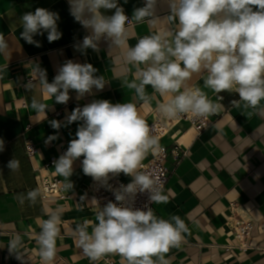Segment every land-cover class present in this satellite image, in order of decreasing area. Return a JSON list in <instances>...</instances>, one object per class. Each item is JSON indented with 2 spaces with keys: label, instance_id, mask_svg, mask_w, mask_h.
I'll return each instance as SVG.
<instances>
[{
  "label": "crops",
  "instance_id": "1",
  "mask_svg": "<svg viewBox=\"0 0 264 264\" xmlns=\"http://www.w3.org/2000/svg\"><path fill=\"white\" fill-rule=\"evenodd\" d=\"M125 15L134 23L126 25L127 44L135 46L137 41L163 29L175 30L177 22H168L170 15L168 0H157L155 22L145 18L135 21L132 16L136 8L143 7L145 0H117ZM45 8L59 15V40L49 42L47 33L34 36L39 47L20 38V17L36 8ZM68 0H0V35L8 42L7 55L0 54V264H40L36 234L40 232L38 219H47L44 210L63 207L60 236L56 242L54 264L64 261L72 264H93L77 247L73 231L84 220L95 221L97 205L88 193L92 177L82 170L83 156L73 162V174L68 180L55 172L54 166L45 167L50 158L67 151L69 142L77 138L76 132L82 121L66 123V117L77 107H83L95 100H109L115 103H135L146 119L151 121V113L163 98L156 95L148 103L139 101L134 90L122 86V81L134 78L135 69L123 63V49L111 46L101 39L98 51L88 48L78 50L83 38L91 30L85 29L70 14ZM255 10V9H254ZM112 10H102L112 15ZM90 63L97 69L96 76H103L105 87L77 99V92L69 90L70 99L66 104L42 96L37 66L46 72L51 83L58 74V68L66 61ZM6 66V67H5ZM31 75L35 81L32 87L22 89L20 81ZM206 73L193 74L189 87H200L215 103L222 105L216 113L214 123L198 133L187 122H180L159 140L161 147L168 151L165 166L169 179L161 194L165 202L154 203V214L163 219L178 215L184 220L189 231L179 248H172L165 255L170 264H264V117L247 116V111L236 108L233 101H239L237 93L221 92L222 100L204 87ZM146 92L153 95L152 87ZM48 104L47 118L39 117L31 109L32 98ZM264 105V101L261 102ZM248 111H251L249 109ZM61 122L59 129H53L50 121ZM66 125V126H65ZM49 136L56 139L45 143ZM34 145L35 151L29 155L26 143ZM178 149L175 156L172 152ZM154 155L149 153L145 161ZM19 161V169L11 171L10 160ZM58 178L64 187L71 182L72 188L64 187V198H42L32 205H23L16 199L17 194L37 189L36 169ZM123 183L131 177L119 174ZM231 203L241 205L255 222L247 251L225 250V245L235 244L229 219ZM91 232V228H89ZM20 235L24 248L19 249L22 259L10 253L9 241ZM155 259V258H154ZM96 264H121L118 254H108Z\"/></svg>",
  "mask_w": 264,
  "mask_h": 264
},
{
  "label": "clouds",
  "instance_id": "2",
  "mask_svg": "<svg viewBox=\"0 0 264 264\" xmlns=\"http://www.w3.org/2000/svg\"><path fill=\"white\" fill-rule=\"evenodd\" d=\"M127 2V0H125ZM70 14L89 35L83 38L78 50L98 49L101 39L109 41V47L123 49V63L135 69L134 78H125L122 86L134 90L139 101L148 103L158 94L157 111L167 119L182 114L208 117L217 113L222 105L213 102L200 87H189L193 74L206 73L204 87L214 94L235 92L239 101L236 108L264 117V0H168V22H177L175 30L163 29L141 37L135 46L127 44L129 17L118 6L117 0H68ZM157 0H145L143 7L136 8L132 18L143 22L152 18L155 22ZM105 15L102 10H112ZM255 9V10H254ZM59 15L45 8H36L20 17V38L39 47L34 36L47 33L51 43L61 38L57 21ZM8 42L0 35V54L7 55ZM6 67V66H5ZM0 71H3L0 68ZM42 96L66 104L69 90L77 92V99L90 94L95 87L102 90L107 83L103 76H96L97 69L90 63L66 61L58 68L51 83L46 72L37 66ZM151 86L153 95L146 92ZM26 87L30 89V81ZM218 99H222L218 95ZM31 109L39 117L47 118L49 105L32 98ZM251 109V111H248ZM82 121L75 139L69 142L67 151L54 161L58 175L68 180L73 174V162L83 156L82 170L85 175L107 184L109 174L131 177V182L115 191V203L109 201L100 207L97 200L95 221L84 220L77 224L73 235L77 247L93 264L108 254H118L121 264H170L165 255L172 248H179L184 234L189 231L178 215L169 219L157 217L151 208L147 211L134 209L132 201L137 192L148 191L154 203L165 202L159 188V179L142 170V162L149 153L163 151L159 138L140 113L135 103H115L95 100L75 108L66 117V123ZM59 129L60 121L49 122ZM66 126V125H65ZM49 136L45 143L56 139ZM0 151L3 141L0 140ZM11 171L19 169V161L8 163ZM72 188V183L64 185ZM40 193L38 189L17 194L21 205L28 201L34 205ZM63 207L45 209L47 219H38L40 232L36 234L40 264H54L56 242L60 236ZM91 228V232H89ZM20 235L8 244L10 253L22 259L19 249L24 248ZM155 258V259H154Z\"/></svg>",
  "mask_w": 264,
  "mask_h": 264
},
{
  "label": "built area",
  "instance_id": "3",
  "mask_svg": "<svg viewBox=\"0 0 264 264\" xmlns=\"http://www.w3.org/2000/svg\"><path fill=\"white\" fill-rule=\"evenodd\" d=\"M134 23L129 19L127 25H133ZM34 83L35 79L33 76H25L18 84L20 88L25 89L29 82ZM218 101V95L215 94ZM223 98V97H222ZM216 113L208 117L196 118L191 114H182L175 119H167L163 117L158 111L157 107L153 109L151 113V121L148 123L152 129V134L160 139L165 137L170 130L179 124L180 122H187L190 127L195 129L198 133L202 132L206 128L210 127L214 123ZM163 151L156 153L149 161L142 162V170L152 174L154 177L159 179V188L161 192L165 189L168 179L169 170L165 166L167 161L168 151L163 148ZM26 150L29 155H32L35 151L34 145L30 142L26 143ZM175 156L180 153L178 149L172 151ZM62 155V154H61ZM60 155V156H61ZM58 156V158L60 157ZM57 157L50 158L49 162L45 167L54 166V161L58 159ZM44 168L35 170L36 186L39 190L40 196L42 198H64V187L61 185L59 179L52 177L51 175L42 172ZM131 182V179L127 183H123L119 175L109 174L107 184H102L92 178L91 183L88 187V193L98 201L99 206H105L109 201H115V191L120 188L121 185H127ZM134 209H141L147 211L149 208L153 211L154 202L150 200V193L148 191L137 192L134 200L131 202ZM226 222L227 226L231 228L235 244L225 245V250L237 249L240 251H247L250 248V238H252V232L255 227L254 220L250 215L242 208L241 205L231 203L229 206V215ZM62 264H72L70 262L64 261Z\"/></svg>",
  "mask_w": 264,
  "mask_h": 264
}]
</instances>
